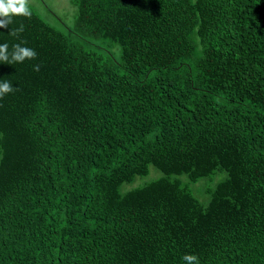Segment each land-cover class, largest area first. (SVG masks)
I'll use <instances>...</instances> for the list:
<instances>
[{
	"label": "trees",
	"instance_id": "16d2710c",
	"mask_svg": "<svg viewBox=\"0 0 264 264\" xmlns=\"http://www.w3.org/2000/svg\"><path fill=\"white\" fill-rule=\"evenodd\" d=\"M72 2L0 28V264H264V0Z\"/></svg>",
	"mask_w": 264,
	"mask_h": 264
},
{
	"label": "clouds",
	"instance_id": "9594fccd",
	"mask_svg": "<svg viewBox=\"0 0 264 264\" xmlns=\"http://www.w3.org/2000/svg\"><path fill=\"white\" fill-rule=\"evenodd\" d=\"M14 16H24L31 18V11L29 8V0H0V28L8 29L9 34L19 38V34L24 31V26L20 25L18 28L9 29V25L12 23ZM22 43H26L23 42ZM37 52L29 47H23L21 44L13 45V51L11 58H9L8 44H0V61L5 64L23 63L25 59L34 60L37 58ZM40 65H33L34 71H39ZM16 89L8 81L0 82V100L9 93H12ZM182 259L187 264H199V259L196 254H185Z\"/></svg>",
	"mask_w": 264,
	"mask_h": 264
},
{
	"label": "rangeland",
	"instance_id": "374dc122",
	"mask_svg": "<svg viewBox=\"0 0 264 264\" xmlns=\"http://www.w3.org/2000/svg\"><path fill=\"white\" fill-rule=\"evenodd\" d=\"M72 1L73 0H29V8L31 10L33 9L37 15L42 17L47 23H49L54 28L61 30V31H65V32L71 31L74 34H76V32L74 31V27H75V21L77 17V8L74 6ZM157 172L160 173L154 167H150L149 175L145 177H140L133 183L125 184L123 189H129V190L136 189L138 187H135V185L139 181L144 182L142 185H144L146 181L147 183H149L153 181V179L159 177V174H157ZM181 178H186V177L182 176ZM220 180L221 178L215 175L210 179L205 178V179L200 180L197 183V185L191 186V188L195 192V188L197 189L202 188L200 184L203 183L206 191L214 190L216 187V184ZM195 194L200 199L199 195L196 192ZM204 194L205 192H201V195H204ZM210 199H211L210 196H208L207 201L204 203L209 204Z\"/></svg>",
	"mask_w": 264,
	"mask_h": 264
}]
</instances>
